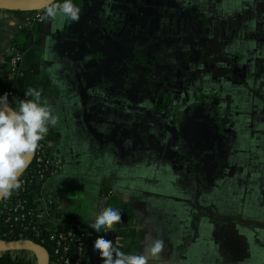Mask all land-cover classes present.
<instances>
[{
	"label": "crops",
	"instance_id": "obj_1",
	"mask_svg": "<svg viewBox=\"0 0 264 264\" xmlns=\"http://www.w3.org/2000/svg\"><path fill=\"white\" fill-rule=\"evenodd\" d=\"M74 3L78 22L0 10V95L16 107L34 88L57 117L42 141L61 168L35 199L44 229L89 230L95 214L117 208L108 239L149 264H264V0ZM177 25L196 32L183 56L198 77L169 109L155 100L165 82L140 98L135 68ZM22 34L18 81L12 48ZM87 255L102 264L93 248Z\"/></svg>",
	"mask_w": 264,
	"mask_h": 264
},
{
	"label": "clouds",
	"instance_id": "obj_2",
	"mask_svg": "<svg viewBox=\"0 0 264 264\" xmlns=\"http://www.w3.org/2000/svg\"><path fill=\"white\" fill-rule=\"evenodd\" d=\"M48 17L78 22L81 9L74 0H48ZM26 97L17 102L16 107L9 103V94L0 95V200L8 199L21 189V176L29 167L40 142L46 137L49 126H55L57 117L51 108L41 102V92L29 88ZM122 221L117 208H105L94 215L91 228L95 232H108ZM160 241L151 249L158 252ZM93 251L99 255L102 264H149L144 254L125 253L116 247L112 240L97 239Z\"/></svg>",
	"mask_w": 264,
	"mask_h": 264
},
{
	"label": "built area",
	"instance_id": "obj_3",
	"mask_svg": "<svg viewBox=\"0 0 264 264\" xmlns=\"http://www.w3.org/2000/svg\"><path fill=\"white\" fill-rule=\"evenodd\" d=\"M46 18L45 15L39 14L36 21L42 22ZM12 54H14V48H12ZM12 59L11 68L17 72V66L22 59L20 55H16ZM40 147L37 149L33 161L35 160L38 168L36 175H31V171L28 169L21 176L23 181L22 185L26 186L28 178L30 177V183L43 184L51 176L57 174L60 171V162L55 158H50L48 162H45V157L47 156L48 147L45 142L40 143ZM31 175V176H30ZM18 198L19 193L15 194ZM48 205L52 207L54 205L53 201H47ZM23 201L18 200L16 204L6 205V200H2L0 203V215L6 216V224H9V229L3 233L0 241L5 242H19V241H31L24 236V234H16L13 230L14 226L25 223L28 220V214L21 211ZM50 210L49 212H51ZM49 214V213H48ZM75 228L78 231H75ZM97 234V235H96ZM36 236H40V232L36 230ZM98 236V237H97ZM107 238V233L104 231L95 232L87 230L85 226L80 223H70L64 232H54L50 236V241H52L55 246L51 255H49V264H86V255L90 248L97 239ZM44 241H42L43 243ZM41 245V244H39ZM7 253H0V258H2ZM12 258L19 262H29L31 264H37V260L22 259V252H12Z\"/></svg>",
	"mask_w": 264,
	"mask_h": 264
},
{
	"label": "flooded vegetation",
	"instance_id": "obj_4",
	"mask_svg": "<svg viewBox=\"0 0 264 264\" xmlns=\"http://www.w3.org/2000/svg\"><path fill=\"white\" fill-rule=\"evenodd\" d=\"M186 4L188 5L190 3L186 2ZM184 18L185 15H183V21ZM173 21H178V19H172V22ZM170 29L171 31L168 32ZM161 34L162 36H158L155 40V48L153 49L149 60H145V56L138 54V52L143 53V50L139 49L137 51L138 58H136V60L138 61V66H136L135 70L137 71L139 79L136 82V89H139L140 98H147L146 89L150 87L151 83L157 81V85H159L161 81H170L169 87L166 89L163 88L167 95L161 94V96H159V94H156L155 100L156 104L159 106H167L169 109H176L183 106L185 100L184 96L187 91L186 87L189 85L194 87V83H196L198 77L197 75L194 76V74H198V72L197 69H194V66L192 69V66L185 63L186 59L192 61L194 58L185 59L183 56V50L186 49L185 44L190 43L187 40H184L183 42V29L177 25L176 27H170L167 31ZM170 52L173 53L171 61L164 60V57L162 58V56ZM191 70H194L195 72L188 73ZM190 74H193V77L186 79L187 75Z\"/></svg>",
	"mask_w": 264,
	"mask_h": 264
},
{
	"label": "trees",
	"instance_id": "obj_5",
	"mask_svg": "<svg viewBox=\"0 0 264 264\" xmlns=\"http://www.w3.org/2000/svg\"><path fill=\"white\" fill-rule=\"evenodd\" d=\"M45 16L47 15L46 13L44 14ZM24 36V34H22ZM21 35V36H22ZM25 37V36H24ZM25 42H23V40H21V38L18 41H15L13 43V48H14V54L16 55H20L23 56L24 50L21 47V44H24ZM22 58V57H21ZM21 61L20 60L18 66H17V79L19 81L20 77H21ZM17 90V86L15 87L14 91H13V95L16 96V91ZM42 143V141L40 142ZM47 156L45 157V162H48V160L50 158H52L49 154V150H47ZM28 170L31 171V175H36V173L38 172V168H37V164L34 161H32L31 165L28 167ZM30 175V176H31ZM26 178H28L27 181V185L21 187L20 190L14 192L12 194V196L6 200V205L10 206L13 204H16V202L18 200H21L24 202V204L22 205L21 211L23 213L28 214V220L25 223L19 224L17 226H14L13 230L16 234H24V236L28 239H30L31 241L35 242L36 244H41V246H43L47 252L49 253V255L52 254L53 249L55 244L50 241V236H51V232L46 231L43 227L42 224H40L41 221V212L39 211L38 208V204L36 203V197H37V192H39L40 188L43 186L42 184H35V183H30V177L26 176ZM19 193L20 196L17 198L15 196V194ZM53 215V211L49 212V217H52ZM9 224H6V216L0 215V238H2L3 233L9 229ZM36 230L40 232V236L37 237L36 236ZM90 231H93V229H89ZM75 231H78L75 228ZM97 235V234H96ZM98 237V236H97ZM42 241H44L42 243ZM11 253H7L5 254L2 258H0V264H31L29 262H19L14 260L12 257ZM88 255H86V261H87Z\"/></svg>",
	"mask_w": 264,
	"mask_h": 264
},
{
	"label": "water",
	"instance_id": "obj_6",
	"mask_svg": "<svg viewBox=\"0 0 264 264\" xmlns=\"http://www.w3.org/2000/svg\"><path fill=\"white\" fill-rule=\"evenodd\" d=\"M47 4L48 0H0V10H43L46 12L45 9ZM87 37H89V33L87 34ZM83 39H86V36L83 37ZM21 40L25 42L26 38L22 35ZM32 41L33 37L30 38L29 44H31ZM1 201L2 200H0V203ZM40 224H42V221H40ZM12 252H28L37 257V264H49V253L47 252V250L32 241H0L1 254Z\"/></svg>",
	"mask_w": 264,
	"mask_h": 264
},
{
	"label": "rangeland",
	"instance_id": "obj_7",
	"mask_svg": "<svg viewBox=\"0 0 264 264\" xmlns=\"http://www.w3.org/2000/svg\"><path fill=\"white\" fill-rule=\"evenodd\" d=\"M196 6H198L196 4V2L194 3L192 1V3L187 5L186 2L183 1V9L186 8V9L194 11ZM175 32H177V31H175ZM195 35H196V32L194 30L190 31V30H187L186 28L183 27V38H182L183 42H184V40H187L188 42L191 43V41H194ZM169 85H170V81H165V83H163V88L166 89L169 87Z\"/></svg>",
	"mask_w": 264,
	"mask_h": 264
},
{
	"label": "bare ground",
	"instance_id": "obj_8",
	"mask_svg": "<svg viewBox=\"0 0 264 264\" xmlns=\"http://www.w3.org/2000/svg\"><path fill=\"white\" fill-rule=\"evenodd\" d=\"M46 182H47V181H46ZM46 182H45V183H46ZM45 183H43L42 185H44ZM29 240H30V239H29ZM32 242H33V241H32ZM34 243H35V242H34ZM38 245H39V244H38ZM40 246H41V245H40ZM42 247H43V246H42Z\"/></svg>",
	"mask_w": 264,
	"mask_h": 264
}]
</instances>
